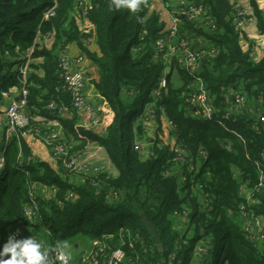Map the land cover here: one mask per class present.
Returning a JSON list of instances; mask_svg holds the SVG:
<instances>
[{"label":"trees","instance_id":"obj_1","mask_svg":"<svg viewBox=\"0 0 264 264\" xmlns=\"http://www.w3.org/2000/svg\"><path fill=\"white\" fill-rule=\"evenodd\" d=\"M248 1L264 35V9ZM195 3L203 12L197 19L181 16L177 35L200 47L198 68L190 70L170 57L166 86L156 95L165 54L155 44L167 40L168 30L151 0H141L135 12L116 8L114 0H0V114L6 105L2 92L19 89L24 81L32 135L42 139V122L57 120L68 154L83 152L95 141L117 170L114 176L75 174L80 180L74 182L52 146L47 148L56 168L36 157L19 133L11 134L0 146V244L23 226L49 232L54 243L82 233L119 246L125 264H264V251L245 230L242 216L244 211L264 217V56L254 61L242 49L234 1ZM85 19L92 34L82 31ZM91 36L93 42H86ZM71 43L96 66L92 83L103 134L98 125L81 123L59 77L60 60ZM171 69L181 86H173ZM197 80L214 107L209 118L197 115L199 108L186 101ZM237 91L245 95L244 103L255 105L253 112L234 108ZM148 120L156 126L151 139ZM162 133L173 142H165ZM142 142L149 143L147 156ZM175 146L183 161L176 159ZM189 159L197 171L190 170ZM33 185L50 191L47 198L33 191L35 222L23 212L31 206ZM143 215L154 224L159 244ZM179 219L186 221L184 231L175 225Z\"/></svg>","mask_w":264,"mask_h":264},{"label":"built area","instance_id":"obj_2","mask_svg":"<svg viewBox=\"0 0 264 264\" xmlns=\"http://www.w3.org/2000/svg\"><path fill=\"white\" fill-rule=\"evenodd\" d=\"M234 1V9L236 10L233 21L240 30L239 34L241 37V25L244 22L245 15L247 13V6L242 5L240 2ZM249 4V3H248ZM53 8L44 12V17H48L53 12ZM203 12V7L201 4H196L195 0H181V2L176 7L175 11L172 12L169 25L167 27L168 34L167 40L158 39L156 41L155 47L156 50L162 51L164 55V63H166L165 56L176 58L177 62L189 68L190 70H195L199 65V57L201 52L192 48L190 40L178 38L177 27L181 16H186L189 19H197L198 16ZM83 32H90L92 26L85 19L84 25L81 26ZM88 37L87 40L91 39ZM169 38H173V42H169ZM177 39V40H176ZM52 37L45 39L46 44H50ZM91 39L90 41H92ZM93 42V41H92ZM69 48V46H68ZM211 53H214V50H210ZM84 55L78 50L76 53H70L69 49L64 51L59 63V77L62 79L63 85L71 93V104L73 108L79 113H85L84 119H89V121L94 124L101 126L102 128L98 130L99 134L104 133V128L101 124V117L96 114L95 102L94 99L91 101L86 95V84L88 79H86V74L82 69L81 63L83 61ZM23 76L26 78V67L23 69ZM166 67L164 68V73L159 79L158 88L155 90V94H159V90L166 86L165 79ZM200 82V80H197ZM23 94L22 99H16V96H11V92H2L3 97L6 100V105L4 107V116H5V131L3 138V147L6 146L9 136L13 133H19L23 138L26 135L31 133L30 126V116L26 112V101L25 95L26 90L24 88H19ZM233 102L232 105L237 106L242 104L246 97L243 93L237 91L232 93ZM186 101L189 102L193 108L197 109V112L202 118H209L214 112V107L211 103V100L202 86L191 87L186 96ZM92 102V106L91 103ZM152 114V111H150ZM260 120L264 122V113L260 116ZM43 123L44 132L41 134L40 140L43 144L47 146H52L51 151L54 154L60 155V158H63V164L65 169L67 168L73 174H82V175H92L93 173L100 172L98 168L92 167L88 161H86L84 156L85 151L76 152L73 154H68V150L64 147L65 138L62 132V127L57 120H49ZM45 123V124H44ZM135 148H139V145L136 144ZM174 151L177 152V160H184L181 157L180 153L182 150L179 146L174 147ZM202 156L205 154L200 152ZM3 149L0 150V174L3 170ZM188 167L190 170L197 171V167L191 163L189 159ZM41 186H32L29 192V200L31 201V206H24V215L27 220L35 222L37 219V205L33 199V191L35 188ZM243 219L245 221V230L251 236V239L255 241L257 246L264 251V224L260 221L259 217L252 214H247L243 211ZM245 217V218H244ZM58 246V245H57ZM56 247L52 248L55 252ZM56 261L55 254L50 258V264ZM126 263V254L121 247L111 248L105 241L94 238L90 242V248L88 251L84 252L77 259H70L69 264H125ZM58 264V262H57Z\"/></svg>","mask_w":264,"mask_h":264},{"label":"crops","instance_id":"obj_3","mask_svg":"<svg viewBox=\"0 0 264 264\" xmlns=\"http://www.w3.org/2000/svg\"><path fill=\"white\" fill-rule=\"evenodd\" d=\"M233 1V0H232ZM241 4H245L247 6V13L244 18V22L241 25V38L240 39V45L243 50H249L252 59L254 61H258L259 59L264 56V35L259 33L257 28H256V21L254 16L252 15V10L250 8V4L248 0H237ZM181 2V0H165L164 4L162 3L161 5L157 3V9L158 7L161 8V10L157 11L159 13L160 19L165 23L166 28L169 25L170 17L172 12L176 9L178 4ZM257 6L259 9H264V0H255ZM177 4L176 7H174ZM172 5V6H170ZM205 19V20H204ZM201 19L200 21L204 20L207 21V18ZM206 23V22H205ZM207 24V23H206ZM170 43L173 42V38H169L168 40ZM194 49L199 50V46L195 44V40H191ZM203 42H199L201 45ZM69 52L70 53H76L79 49L76 46L75 43H72L69 45ZM91 49L97 50V46L92 43L91 44ZM83 61L81 63L82 69L84 70V73L86 74V79H88L87 84H86V95L87 97L97 104L100 101L99 96L97 95L96 91L94 90L93 86V80L97 79V70L95 64L88 59L85 54ZM166 58V72H170V63H169V56H165ZM171 81L173 86L179 87L182 85V81L178 78L177 72L171 69ZM195 86H202L199 81H195L194 83ZM16 88H12L10 90L11 96H16L19 94V90ZM99 104L97 105L98 109ZM234 108L237 110L240 109H248L250 112H253L256 108L255 105L249 103H242L237 106L234 105ZM98 116L101 117V114L99 112H96ZM80 115V121H83L85 118V113H81ZM147 131L149 132L148 129L154 130L156 129L155 123L152 120L147 121ZM4 131H5V116L4 113L0 114V146L3 142L4 138ZM146 133L148 134V132ZM167 142L172 143V139L167 136ZM24 139L26 143L29 145L32 153L38 157L41 160H45L50 163V165L53 168H56V165L52 162L50 153L48 148L43 144L42 140H40L38 137L34 135H26L24 136ZM144 143V142H142ZM149 143L145 142L144 146L142 147V154L143 156H147L149 152ZM85 153L88 155L87 159L89 160V164L92 165V167L98 168L100 171L106 172L108 175L114 176L117 174V170L114 167V165L111 163L109 160L108 155L106 154L104 148L100 146L97 142L92 141L90 142L86 148H85ZM71 174V173H69ZM69 179H71L74 182H77L80 180L78 176H73L69 175ZM38 194L40 196L48 197L50 194L49 189L39 187L37 189ZM248 195V194H247ZM260 221L264 224V217H259ZM186 221L184 219H179L176 221V226L180 231H184L186 227ZM14 232H17L14 231ZM13 232V233H14ZM33 236L36 238L39 242L42 243L44 247L47 248H54L58 244H62L64 241H67L70 245L69 251L71 252V258L72 259H77L81 254L84 252L88 251L90 248V242L91 239L82 234V233H77L66 240H63L61 242L54 243L53 238L51 234L47 231H40V230H35L33 227H20L18 229V237H26V236Z\"/></svg>","mask_w":264,"mask_h":264},{"label":"clouds","instance_id":"obj_4","mask_svg":"<svg viewBox=\"0 0 264 264\" xmlns=\"http://www.w3.org/2000/svg\"><path fill=\"white\" fill-rule=\"evenodd\" d=\"M141 0H114L116 8H127L132 12L137 11ZM22 82V81H21ZM20 88V87H19ZM70 245L67 241L58 244L55 252L44 247L33 236L18 237V230L8 236L0 244V264H50V258L55 254L53 264H69L71 259Z\"/></svg>","mask_w":264,"mask_h":264},{"label":"rangeland","instance_id":"obj_5","mask_svg":"<svg viewBox=\"0 0 264 264\" xmlns=\"http://www.w3.org/2000/svg\"><path fill=\"white\" fill-rule=\"evenodd\" d=\"M164 1L165 0H151V6H152V8L154 9V10H156V11H159V10H161V8H159L158 7V9H157V3L158 4H164ZM236 2H239V1H237V0H235ZM242 5H244V4H242ZM170 6H172V5H170ZM177 6V4L174 6V7H176ZM240 39H242L241 37H239ZM190 43H191V46H192V42H191V40H190ZM72 44V43H71ZM193 48V47H192ZM17 89V88H16ZM16 89H15V91H16ZM91 103V106H92V102H90ZM95 105H97L96 103H95ZM96 108H97V106H96ZM4 113V112H3ZM84 122H90L89 121V119H84L83 121H81V123H84ZM100 128H99V130L102 128L101 126H99ZM45 130V129H44ZM149 130V132H148V134L146 133V135L151 139V138H154L155 137V133H156V129H154V130H151V129H148ZM169 136V138H170V135H168ZM160 137H163L164 138V140H165V142H167L168 140H167V134H161L160 135ZM40 139V138H39ZM144 144H145V142L144 143H140V148H142L143 146H144ZM83 158L85 157V159H86V161H88L89 162V160L87 159V157H88V155L85 153L84 154V156H82ZM71 175V174H70ZM73 176H75V174H72ZM76 176H78V175H76ZM38 192L39 191H37V194H38ZM81 256V255H80Z\"/></svg>","mask_w":264,"mask_h":264},{"label":"water","instance_id":"obj_6","mask_svg":"<svg viewBox=\"0 0 264 264\" xmlns=\"http://www.w3.org/2000/svg\"><path fill=\"white\" fill-rule=\"evenodd\" d=\"M27 77H29V73L26 74V78H27ZM19 87H20V88H24V87H25V82H24V81L20 82V83H19ZM22 98H23V94H22V92L20 91V93L18 94V96H16V99H22ZM142 220H143V223H144V225L146 226L147 230H148L149 233L151 234V237L153 238L154 242H155L156 244H159V242H160V238H159V236H158V234H157V232H156V229H155L154 224H153L150 220H148L144 215H143ZM158 250H159V251L162 250V247H161L160 245L158 246Z\"/></svg>","mask_w":264,"mask_h":264}]
</instances>
